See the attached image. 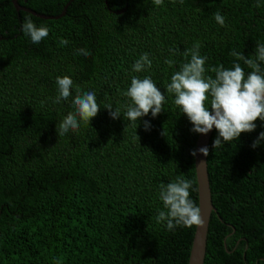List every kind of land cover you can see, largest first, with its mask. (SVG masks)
I'll return each mask as SVG.
<instances>
[{"label":"trees","instance_id":"16d2710c","mask_svg":"<svg viewBox=\"0 0 264 264\" xmlns=\"http://www.w3.org/2000/svg\"><path fill=\"white\" fill-rule=\"evenodd\" d=\"M17 3L35 14L0 0V264H188L196 225L169 231L157 215L167 211L161 186L177 177L193 182L198 206V133L166 85L196 43L207 57L205 77L214 78L212 67L233 68L232 51L255 59L256 44H264V0ZM28 16L48 28L39 44L22 31ZM82 48L90 55L78 54ZM144 53L151 67L133 71ZM64 76L73 80L71 95L55 103L56 79ZM133 76H151L165 94L157 116L124 118ZM77 89L94 92L100 111L90 123L77 117L78 130L59 137L57 124L76 111ZM255 123L217 149L218 132H211L206 163L215 210L203 264H264V141L252 147L264 121Z\"/></svg>","mask_w":264,"mask_h":264},{"label":"clouds","instance_id":"9594fccd","mask_svg":"<svg viewBox=\"0 0 264 264\" xmlns=\"http://www.w3.org/2000/svg\"><path fill=\"white\" fill-rule=\"evenodd\" d=\"M153 4L160 6L163 0H152ZM183 2V0H181ZM215 20L223 26L225 18L220 12L214 13ZM22 31L30 36L32 43L39 44L49 34L45 25L37 26L30 16L25 17ZM60 44L66 45L67 40H60ZM200 44L196 43L193 48L186 49L184 56L191 59L180 65L178 71L171 76V82L166 85V92L174 94V103L179 106L182 113L186 114L193 125L192 131L207 134L215 127L218 135L214 139L213 148L217 149L226 142L238 140L241 133H251L257 127L255 121H264V71L261 62H264V44L257 43L255 59L245 56L241 52L232 51L230 55L237 58L233 68H224L222 65L212 67L210 70L215 76L205 77V63L207 57L200 55ZM80 55L88 56L86 49H77ZM243 61L251 72L245 73L238 61ZM169 64L172 61H168ZM152 61L149 55L144 53L133 65V71L141 72L150 68ZM58 96L55 103L67 100L71 95L73 80L68 77H57ZM131 99L127 106L124 118L136 122L147 116L150 112L153 117L164 110L165 94L161 92L151 76L140 78L133 76L130 87L124 93ZM206 102H208L206 104ZM75 113L68 115L57 124V133L60 136L70 129L75 131L79 128L77 117L85 123H90L100 111L94 92L77 94L73 100ZM210 105V106H209ZM112 118H119L121 113L118 108L113 111L112 105H106ZM145 129L150 127V121H144ZM264 141V131L254 140L252 147L255 148ZM199 152L205 156L209 154L207 146L201 147ZM193 156L196 155L194 150ZM193 182L177 177L175 182L162 185L159 197L167 211H159L157 222L166 221V227L173 231L177 226L192 227L203 223L201 208L190 199V191Z\"/></svg>","mask_w":264,"mask_h":264},{"label":"water","instance_id":"95a60500","mask_svg":"<svg viewBox=\"0 0 264 264\" xmlns=\"http://www.w3.org/2000/svg\"><path fill=\"white\" fill-rule=\"evenodd\" d=\"M12 4L17 11L24 10L35 14L34 11L19 6L17 0H12ZM122 11H118L117 13H121ZM64 12L65 11L63 10L60 15L64 14ZM214 128L215 127H213V129ZM213 129L207 134L198 133L195 143L194 150L196 151V155L194 156V168L197 182L198 206L201 208L203 223L201 225L195 226L191 249L189 252L188 264H203L206 251L208 224L211 213L215 210L211 201L206 156L199 152L201 147L208 146L209 138Z\"/></svg>","mask_w":264,"mask_h":264}]
</instances>
